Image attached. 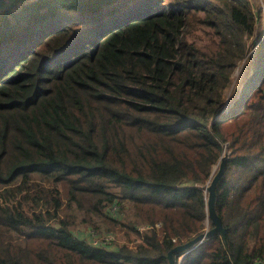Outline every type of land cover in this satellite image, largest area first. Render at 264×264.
Masks as SVG:
<instances>
[{
	"label": "trees",
	"instance_id": "1",
	"mask_svg": "<svg viewBox=\"0 0 264 264\" xmlns=\"http://www.w3.org/2000/svg\"><path fill=\"white\" fill-rule=\"evenodd\" d=\"M129 4L0 0V199L12 200H0V229L17 237L0 230V264H168L173 246L213 227L205 186L223 152L214 206L224 236L173 253L175 264H261L264 71L213 120L245 55L250 2ZM114 6L131 8L102 23ZM198 25L209 42L187 38ZM100 219L139 240L94 243Z\"/></svg>",
	"mask_w": 264,
	"mask_h": 264
},
{
	"label": "rangeland",
	"instance_id": "2",
	"mask_svg": "<svg viewBox=\"0 0 264 264\" xmlns=\"http://www.w3.org/2000/svg\"><path fill=\"white\" fill-rule=\"evenodd\" d=\"M134 0H130V6L133 3ZM251 4V8L253 10V14L255 17V23L253 24V28L251 29V33L245 35V42H246V50L244 57L241 58V60L237 63V65L234 67L231 76H230V83L224 90V111L227 112L230 109H236L238 107V104L240 101L245 97L242 94H244L250 87L253 86L254 83H256V78L254 74H259L260 72L264 71V53L256 52L255 50L262 46L264 44V1L263 0H248ZM116 2V1H115ZM115 2L113 5H115ZM117 7L114 6V8H118L117 11L114 13L111 12L110 15L104 16L102 19L100 18V21L103 23L104 21H112L118 17H120L123 13H127L128 11L124 9H130L131 7ZM130 7V8H128ZM147 5L145 6V8ZM100 16V15H98ZM110 18V19H109ZM84 20V19H83ZM107 24V23H105ZM104 24V25H105ZM54 32V31H53ZM53 32L49 34H53ZM51 36V35H50ZM44 38V37H43ZM187 38L191 41L197 42L198 44H204L210 41V39L213 38V35L211 34L210 30L205 26L198 25L195 27L191 32L187 34ZM264 48V46L262 47ZM30 51H26L24 53V56L27 58L29 56ZM255 53L260 56V60L255 63V65H252L254 63ZM256 72V73H255ZM254 73V74H253ZM254 75V76H253ZM253 77V78H252ZM255 86V84H254ZM250 99V98H249ZM248 99V100H249ZM252 99V98H251ZM211 124V123H210ZM222 154H225L224 152ZM218 167V165H217ZM0 200L4 201L7 200L9 202H12L11 199L8 197L1 198ZM24 207H26V204H23ZM83 214H78V221H79V228L87 229L90 224L86 223V221H82ZM124 220V217H123ZM114 223H118L115 225ZM95 225H91L88 234V238L90 240L99 241L103 239L104 231L107 228H111L114 230V232L107 233L108 239L102 240L104 242L106 241H112L114 243H129V244H135L139 239L137 238L136 234L130 230V228L120 221L113 220H105L102 222L96 220L94 222ZM145 225L141 224L139 226L140 231L146 229ZM209 228H205V230H208ZM1 233L4 236V239L10 243L15 244L17 241V237L15 233L13 234L11 231L7 230L6 228H1ZM204 230V231H205ZM88 231V229L86 230ZM98 233V234H97ZM107 236V235H104ZM101 237V239H98ZM184 255H181V258H183ZM261 264H264L262 262Z\"/></svg>",
	"mask_w": 264,
	"mask_h": 264
},
{
	"label": "water",
	"instance_id": "3",
	"mask_svg": "<svg viewBox=\"0 0 264 264\" xmlns=\"http://www.w3.org/2000/svg\"><path fill=\"white\" fill-rule=\"evenodd\" d=\"M223 107H224V103L222 107L219 110H217L216 113L213 115L214 117L213 120L219 118L220 116L226 113ZM225 161H226V156L222 154L218 163L217 171L213 174V176L209 180V183L205 186V190L208 193L206 198L207 214L213 223V227L195 235L193 238L183 243L176 244L175 246H173L167 253V258L169 262L168 264H175L173 253L187 252L188 250L195 247L198 243H200L203 239L208 238L214 233H220L222 236H224L225 228L222 225L220 217L215 211L214 202H215V187L221 175L223 174Z\"/></svg>",
	"mask_w": 264,
	"mask_h": 264
},
{
	"label": "built area",
	"instance_id": "4",
	"mask_svg": "<svg viewBox=\"0 0 264 264\" xmlns=\"http://www.w3.org/2000/svg\"><path fill=\"white\" fill-rule=\"evenodd\" d=\"M98 239H101V237H99ZM107 239H108V235H107V236H103V239H101V240H107ZM93 242L96 243L97 241H94V240H93ZM182 254L184 255L185 253H181V255H182ZM181 255L179 256L180 259H181ZM179 258H178V259H179Z\"/></svg>",
	"mask_w": 264,
	"mask_h": 264
}]
</instances>
